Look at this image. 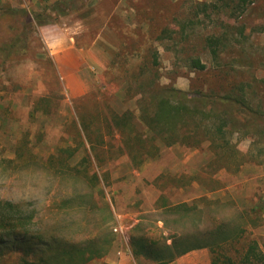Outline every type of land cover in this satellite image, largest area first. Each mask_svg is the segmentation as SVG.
<instances>
[{
  "label": "rangeland",
  "instance_id": "rangeland-1",
  "mask_svg": "<svg viewBox=\"0 0 264 264\" xmlns=\"http://www.w3.org/2000/svg\"><path fill=\"white\" fill-rule=\"evenodd\" d=\"M149 1L156 2L0 0V198L39 210L48 207L50 196L59 188L67 190L71 197L83 198L90 192L91 203L86 206L87 210L74 218L86 226V230L78 231L81 243L87 229L95 225L102 214L104 219L107 217L106 212L101 214L99 205L95 204L107 203L112 218H107L103 229L108 227L112 243L102 258L91 259L86 264H150L151 259L132 257L131 239L159 238L165 218L162 209L158 208L163 202H158L161 196L169 204L200 200L205 211V225L211 228L210 220L217 215L230 225L243 222L247 232L263 248L262 122H256L247 135L231 136L238 154L227 167H221L223 163L220 162L211 163L212 154L207 150V143H203L200 148H186L179 144L161 146L155 157L147 158L138 168H132L128 155L111 160L106 164V179L93 189L84 181L75 182L69 177L73 171L65 169L74 166L83 147L88 146L76 121L75 104L96 119L91 126L94 130L102 116H110V111L119 115L127 110L136 113L137 97L128 99L121 82L114 79L115 74H105L102 70L92 74L89 93L70 98L59 77L49 44L59 46L64 40L62 36L81 46L94 44L96 56L103 59L107 57L106 51L121 49L123 42L132 36L136 19L131 6ZM161 2L168 11H176L175 20L169 23L168 29H179L181 22L189 20L194 27L190 37L175 34L174 40L171 35L152 43L157 51L158 64L154 74L158 84L189 94L200 89L207 94H222L218 78L212 77L217 74V69L203 47V39L220 34L231 20L227 16L214 15L216 13L209 6L211 0ZM35 14L43 17L44 25L36 24ZM241 20L245 26V40L227 48L219 61L221 74H226L230 81L244 84L246 91L252 92L253 104L264 108V13L254 10ZM140 26L143 31L148 29ZM19 36L23 39L21 48L9 53V46ZM190 56L199 57L207 69L203 72L190 69L187 65ZM100 130L106 143L105 130ZM97 134L95 131L93 136ZM156 144L159 145L158 141ZM67 151L73 153L72 157H68ZM87 168L95 171L92 163ZM99 189L103 191L101 199L97 193ZM254 207L256 210L252 209ZM52 220L49 224L54 222ZM193 222L187 220L183 227L193 230ZM162 234L166 237L167 230ZM19 242L14 240L12 244ZM183 256L180 259L182 264H208L206 259L209 260L207 250H195Z\"/></svg>",
  "mask_w": 264,
  "mask_h": 264
},
{
  "label": "trees",
  "instance_id": "trees-1",
  "mask_svg": "<svg viewBox=\"0 0 264 264\" xmlns=\"http://www.w3.org/2000/svg\"><path fill=\"white\" fill-rule=\"evenodd\" d=\"M139 5L131 6L136 19L132 36L123 42L121 49L112 52L103 71L115 74L114 79L121 82L128 99L137 97V114L129 110L120 115L110 111V116H102V121L93 130L91 126L96 119L76 104L74 106L77 124L88 146L83 147L78 162L65 169L73 171L69 177L75 182L84 181L90 184L91 189L106 179V164L111 160L128 155L132 168H138L147 158L155 157L161 146L179 144L186 148H200L207 143V150L213 157L211 163L220 162L223 163L221 167H227L238 154L231 136L247 135L256 122L264 123V108L253 104L252 92H247L244 84L230 81L226 74H221L223 71L219 64L229 46L245 40L241 18L254 10L264 13V0H211L209 3L216 13L214 15L227 16L231 20L220 34L203 39V47L211 57L214 69H217V74L212 77L218 78L222 94H207L201 89L189 94L158 84L154 74L158 64L157 51L152 43L171 35L174 40L175 34L182 38L190 37L194 25L189 20L181 22L179 29L170 30L168 25L175 20L176 11H168L161 0ZM34 20L38 26L45 24L39 15L35 14ZM140 25L148 29L143 31ZM22 43L19 36L9 46V53L19 51ZM76 45L84 47L77 42ZM187 63L196 72L207 69L199 57L190 56ZM100 128H104L108 137L106 143L102 140ZM95 131L97 136H93ZM67 153L72 157V152ZM91 163L95 165V171L88 170ZM40 164L44 166L43 162ZM97 193L101 199L103 191L99 189ZM70 195L67 190L59 188L50 196L48 207L39 210L27 209L19 203L0 198V243H4L0 246V264H86L91 259L102 258L112 243L108 227L103 229L107 218H112L107 203L95 204L99 205L101 214L106 212L107 217L104 219L102 214L95 225L87 229L81 243L78 231L86 230V226L74 218L87 210L91 194L89 192L83 198ZM160 201L163 202L158 208L165 214L163 225L158 229L160 236L157 240H148L144 236L131 239L134 259H151L150 264H168L191 251L207 250L209 264H264V247H260L247 232L243 222L230 225L217 215L210 220V228L205 225L207 221L200 200L189 204H169L161 196ZM67 217L71 220L64 219ZM52 219L54 222L49 224ZM187 220L194 221L193 230L183 227ZM166 230L168 234L165 237L162 233ZM14 240L20 244L13 245ZM35 245L37 249L33 248Z\"/></svg>",
  "mask_w": 264,
  "mask_h": 264
},
{
  "label": "crops",
  "instance_id": "crops-1",
  "mask_svg": "<svg viewBox=\"0 0 264 264\" xmlns=\"http://www.w3.org/2000/svg\"><path fill=\"white\" fill-rule=\"evenodd\" d=\"M62 38L64 40H59V46H56L55 43L49 44L51 56L67 96L73 99L79 98L89 93L92 74L104 70L110 53L112 54L115 50L108 48L109 51H106L107 57L105 56L102 59L96 56L94 44L80 47L76 45V41L73 39H67L65 36H62ZM182 257L175 259L170 264H182L180 262ZM206 260L209 264V260Z\"/></svg>",
  "mask_w": 264,
  "mask_h": 264
}]
</instances>
